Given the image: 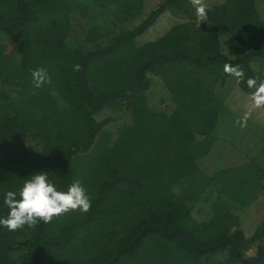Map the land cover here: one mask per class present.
Wrapping results in <instances>:
<instances>
[{
  "label": "trees",
  "instance_id": "16d2710c",
  "mask_svg": "<svg viewBox=\"0 0 264 264\" xmlns=\"http://www.w3.org/2000/svg\"><path fill=\"white\" fill-rule=\"evenodd\" d=\"M206 4L197 27L190 0H0V217L38 172L63 191L82 180L92 201L0 226V264H264V107L254 145L221 137L264 79V19L257 0ZM164 13L170 28L144 38Z\"/></svg>",
  "mask_w": 264,
  "mask_h": 264
},
{
  "label": "clouds",
  "instance_id": "9594fccd",
  "mask_svg": "<svg viewBox=\"0 0 264 264\" xmlns=\"http://www.w3.org/2000/svg\"><path fill=\"white\" fill-rule=\"evenodd\" d=\"M195 8L197 16V27L204 21L209 20V6L205 0H190ZM74 71H81V65L73 66ZM223 71L226 75L233 76L237 82L244 79L245 73L240 65L225 63ZM32 80L35 88L42 87L45 83H51V77L46 68L32 70ZM251 93L252 109L264 107V79L249 77L246 81ZM252 109L246 112L237 123L241 127L247 126L251 117ZM17 192L8 191L4 203L9 212L7 217H0V226L9 231H17L25 225L35 227L39 221L50 223L54 218L68 212L80 211L87 213L91 210L92 201L82 180L76 179L66 191L58 190L55 182L49 179L48 172H38L26 179L22 188Z\"/></svg>",
  "mask_w": 264,
  "mask_h": 264
},
{
  "label": "rangeland",
  "instance_id": "374dc122",
  "mask_svg": "<svg viewBox=\"0 0 264 264\" xmlns=\"http://www.w3.org/2000/svg\"><path fill=\"white\" fill-rule=\"evenodd\" d=\"M158 1L159 0H152V3H151L150 0H148V3L151 4L153 7H155L154 5L157 4ZM212 1L215 2V1H219V0H212ZM205 3H206V0H205ZM257 4H258V10H259V12L261 13V15H262V17L264 19V0H257ZM172 17H174V16L172 14H170V13L162 14L161 17L159 18V20L157 21V23L154 26L150 27L149 30L146 33L143 34L144 38H147L149 40L155 39L158 34H161L162 31L164 32L165 30L169 29L170 26L172 25V20H173ZM221 43H222V47H223L224 52L231 54L232 57H234L236 55V50H234V48L231 45L229 40L221 39ZM230 84H228V86ZM155 88H156V90H158L159 86L156 85ZM251 106L252 105H250L248 102L245 101V103H240V105H237L236 108L238 110H243L244 112H242V113L245 114L250 109H252ZM255 112H258V111H254L252 109V114L251 115H254ZM241 119H242V117H239V120H241ZM249 121L250 120L247 121V125L250 124L251 127H247V126L246 127H242L243 130L238 125H237V127H235V129H236L235 130L233 127L227 126L225 124L224 130H227V131L223 135L224 137L221 136L222 139L224 138V139L230 140L231 142L235 143L239 147H240V145H243L242 149L244 147H246V145L249 143V141L251 142L250 143L251 145H254V136H255V134L248 132V128H255V130H257V128H256L257 125L254 124V123H251ZM258 127H260V126H258ZM239 128H241V129H239ZM231 131H235L237 133L231 132ZM229 135H230V138H227L226 136H229ZM21 143H19L18 146L21 145ZM259 201H260L259 204L262 205L261 208L257 204H255L256 201L254 203V205H255L254 207L256 208V210H257V212L259 214L264 216V196H260L259 197ZM238 211L239 210H237V212ZM258 213H256V214H258ZM249 252H252V249L248 250V254H249Z\"/></svg>",
  "mask_w": 264,
  "mask_h": 264
},
{
  "label": "crops",
  "instance_id": "0c3cea01",
  "mask_svg": "<svg viewBox=\"0 0 264 264\" xmlns=\"http://www.w3.org/2000/svg\"><path fill=\"white\" fill-rule=\"evenodd\" d=\"M248 103H249L250 105H252L251 100L248 101ZM254 110H255V111H260L261 109L259 108V109H254Z\"/></svg>",
  "mask_w": 264,
  "mask_h": 264
}]
</instances>
